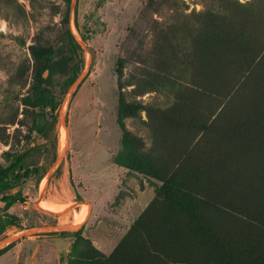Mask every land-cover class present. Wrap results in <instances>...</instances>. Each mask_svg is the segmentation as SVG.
<instances>
[{"label": "rangeland", "instance_id": "1", "mask_svg": "<svg viewBox=\"0 0 264 264\" xmlns=\"http://www.w3.org/2000/svg\"><path fill=\"white\" fill-rule=\"evenodd\" d=\"M72 2L0 0V168H38L0 185V264H165L190 235L264 264V0ZM68 29L84 64L50 119L33 49Z\"/></svg>", "mask_w": 264, "mask_h": 264}, {"label": "trees", "instance_id": "2", "mask_svg": "<svg viewBox=\"0 0 264 264\" xmlns=\"http://www.w3.org/2000/svg\"><path fill=\"white\" fill-rule=\"evenodd\" d=\"M70 1V0H66ZM66 39L62 46L52 49L43 48L39 50H34V53L38 56L40 60L44 62V70L38 76V86L35 89L33 100L37 105L49 108V118H53L55 110L58 108L60 102L56 99V96L50 85L52 77L58 73L57 68L62 67L60 72L61 75H65V85L66 87L71 85L81 72L84 64L83 51L80 45L76 42L71 31L68 29L65 33ZM65 87V88H66ZM131 113V110H127ZM47 122H50L48 119ZM119 123L120 120H119ZM41 131L45 132V127L41 128ZM27 152L18 154L14 160L4 168H0V185H2L9 177L14 181H20L27 179L32 174H36L38 171L37 167L27 168L23 171L19 169L20 162ZM116 159V158H115ZM2 201L6 206L11 205L17 200H24L20 193L15 194H5L2 196ZM66 233V232H62ZM187 245L185 247H177L176 245H171L164 250H153L151 256L153 260L158 261L160 257L164 258L165 264H181L184 262L186 264H238L230 259H215L208 249L207 239H202L199 242L200 249L195 250L191 243L194 240L192 235L187 236ZM212 237L208 234V239ZM182 242V239H181ZM9 247L6 246L0 249V255ZM144 250V249H141ZM138 255L141 253L139 250ZM131 264H143L139 258L135 259Z\"/></svg>", "mask_w": 264, "mask_h": 264}, {"label": "bare ground", "instance_id": "3", "mask_svg": "<svg viewBox=\"0 0 264 264\" xmlns=\"http://www.w3.org/2000/svg\"><path fill=\"white\" fill-rule=\"evenodd\" d=\"M61 145L63 146V140L61 141ZM64 148V146H63ZM40 204L43 206V207H46V208H49L51 210H59L61 207L58 206V205H55V204H52L51 201L50 202H47L45 200H41ZM64 207V206H63ZM89 212V205H87L86 203H82L81 204V208L78 212V214L75 216V219H74V223L76 225H79L87 216ZM6 242V241H5ZM4 244V243H3Z\"/></svg>", "mask_w": 264, "mask_h": 264}, {"label": "water", "instance_id": "4", "mask_svg": "<svg viewBox=\"0 0 264 264\" xmlns=\"http://www.w3.org/2000/svg\"><path fill=\"white\" fill-rule=\"evenodd\" d=\"M75 1H76V0H73L72 5L75 3ZM33 230H35V229H33ZM36 230H37V229H36ZM11 241H12V240H11ZM11 241L9 240V242H11Z\"/></svg>", "mask_w": 264, "mask_h": 264}]
</instances>
